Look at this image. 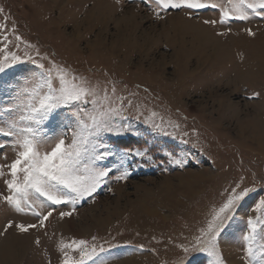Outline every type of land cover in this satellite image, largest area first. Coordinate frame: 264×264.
Listing matches in <instances>:
<instances>
[{"label":"rangeland","instance_id":"374dc122","mask_svg":"<svg viewBox=\"0 0 264 264\" xmlns=\"http://www.w3.org/2000/svg\"><path fill=\"white\" fill-rule=\"evenodd\" d=\"M210 2L219 7L161 11L152 0H0V60L24 61L0 74V111L41 71L31 58L54 76L59 66L107 90L121 113L117 122L131 129L102 135L117 155L97 162L112 171L92 196L74 206L45 202L36 208L41 215L52 211L44 228L21 234L13 227L0 235V264H62L65 252L79 259L73 242L80 240L96 249L88 264H181L184 248L202 237L237 185L255 192L218 243L225 264H246L242 237L264 197V16L248 10L247 20L221 22V8L232 5ZM66 111L42 126L41 152L65 132L70 143L74 124L65 127ZM20 114L3 113L0 127ZM0 144V196H7L8 166L18 149L15 137L0 135ZM124 151L130 155L121 163ZM125 171L128 178L117 180ZM10 220L39 222L0 199V231ZM211 259L200 253L194 264Z\"/></svg>","mask_w":264,"mask_h":264},{"label":"snow or ice","instance_id":"6c2138e0","mask_svg":"<svg viewBox=\"0 0 264 264\" xmlns=\"http://www.w3.org/2000/svg\"><path fill=\"white\" fill-rule=\"evenodd\" d=\"M152 2L161 11L219 7L210 0H152ZM228 3L232 5L231 10L221 8V22L228 19L247 20L248 10H251L254 15L264 16V0H228ZM2 11L3 9H0V12ZM157 16L159 17V12ZM211 23H216V21H211ZM248 34L254 35L250 29ZM29 60L41 71L34 74L30 81L31 87H26L16 94V103L0 111V116L3 113H21L18 120L8 121L6 127H0V135L15 137V146L18 149L16 159L8 166V175L11 178L5 180L11 194L0 196V199L17 213L31 211L34 216L38 217L39 222L38 224H14L10 220L4 226L3 231H0V235H4L13 227L21 234L44 228L52 211L41 215L36 208L37 206L45 207V202L51 205L71 204L74 206L86 197L92 196L104 183V178L112 171V168L97 167V162L117 155L111 150L110 145L102 141V135L108 133L119 137L131 132L129 126L117 122L121 113L118 108L111 106V98L107 90H98L87 80L59 66H56L54 76L53 69H45L44 64L37 63L31 58ZM7 61V56L0 60V74L18 63H24L20 57L15 55L11 57V63ZM101 91L103 95L100 94ZM112 91L114 93L115 89L113 88ZM87 104L93 106L92 111L81 107ZM61 109L67 110L64 117L67 121L65 127L74 124L71 141L66 144L64 136L67 133L65 132L62 136L56 137L57 142L50 151L41 152L40 145L47 140L46 136H41L42 126L51 124ZM3 147L4 144H0V148ZM119 155L123 163L130 152L124 151ZM135 155L143 156L145 153L137 151ZM176 163L183 167L182 161L177 160ZM4 175L5 172L0 167V177ZM128 175L125 171L116 179L125 180ZM237 189H240V185L232 189L226 202L215 211L207 229L202 232V237L198 238L190 248H184L188 256L181 264H194L196 255L200 253H206L212 258L209 264H225L218 238L235 220L236 211L241 203L255 192L254 188ZM255 210L259 215L255 218H248L247 231L242 237L245 242L246 264H264V197L255 204ZM71 215L70 211L60 213L61 219ZM35 243L39 245L40 240L36 239ZM73 243L76 244L79 259L65 252L62 264H88V261L93 260L96 249L89 251L87 241L80 240ZM100 251L104 249L101 248Z\"/></svg>","mask_w":264,"mask_h":264},{"label":"bare ground","instance_id":"6f19581e","mask_svg":"<svg viewBox=\"0 0 264 264\" xmlns=\"http://www.w3.org/2000/svg\"><path fill=\"white\" fill-rule=\"evenodd\" d=\"M263 136H264V134H262ZM258 137V136H257ZM258 138H260V137H258Z\"/></svg>","mask_w":264,"mask_h":264}]
</instances>
